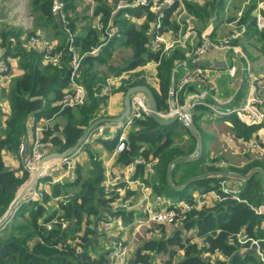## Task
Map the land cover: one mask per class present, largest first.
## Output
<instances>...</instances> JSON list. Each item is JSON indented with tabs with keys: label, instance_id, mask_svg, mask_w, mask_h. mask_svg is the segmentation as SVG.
<instances>
[{
	"label": "trees",
	"instance_id": "obj_1",
	"mask_svg": "<svg viewBox=\"0 0 264 264\" xmlns=\"http://www.w3.org/2000/svg\"><path fill=\"white\" fill-rule=\"evenodd\" d=\"M54 1L29 0L31 15L36 26H51L52 32L60 38V44L51 52V54H60L61 59L57 65L44 61V51L28 49L27 41L22 39L25 35L22 30L15 27L0 28V45L5 50V57L18 59L23 70V74L15 77L10 87L0 93V101L7 98L10 105L8 114H5L0 107V113L2 112L0 115V220L7 214L19 189L30 176L25 170L21 176L17 175V171L5 164L4 155L9 153L17 158L21 157L19 148L22 138L27 133L31 117H35L38 121L56 119L53 125L43 132V143L52 151L60 153L72 149L92 123L108 117L105 110L110 94L105 92L107 79L99 78L95 69L97 65L107 64L110 60L112 53L107 56L102 54L109 49L110 43L103 47L99 57H86L82 63L81 81L87 91L85 102L80 106L67 107L63 110L58 104L69 86L71 54L67 49V35L51 12ZM63 1L66 5L69 27L75 36L77 51L84 53L91 47L101 44L104 30L99 31L88 26L82 36L78 34L76 27L78 16H69L76 10L77 0ZM259 2L264 0H251L246 6L238 22L240 26L246 27V32L244 37L235 42L237 45L243 43L247 46L242 45L247 59L251 62L255 58L249 47L264 45V31L259 32L255 25V12ZM226 4L227 0H204L203 5L187 2L186 8L188 14L195 20L196 29L202 31L210 23L219 26L236 20L235 17L226 15ZM173 11L174 9L166 12L165 27H168ZM100 13H103L101 24L105 27L111 17V9L99 3L95 15ZM144 15H146L145 21L139 26L130 19L131 17L142 19ZM155 19L156 14L148 9L135 8L119 12L114 17V22L121 28L125 46L133 51V61L126 70H134L151 61L158 63L159 91L149 85L140 73L126 81L121 79V85L115 91H122L125 95L131 87L146 85L155 95L159 112H168L171 71L177 62L185 59V55L180 49L167 54L149 51L150 24ZM36 34L34 29L29 36ZM206 110L208 108L205 106H198L193 115V127L199 130L202 141L204 138L199 124ZM227 118L238 138L245 141L258 140V137H252L263 126L248 127L234 114ZM134 125L137 130L129 134L126 141L128 150L122 153L118 161L125 165L132 163L138 157L148 160L151 154L158 158L154 177L150 181L156 193L163 195L167 189L170 190V184L177 185L175 172L178 165H174L171 174L170 165L180 157L189 158L195 153L197 138L190 133L189 127L182 124L181 133L185 132L189 135V142L186 144L189 146L186 150V145H182L185 133L181 135L178 133L179 130L176 131L179 127L178 123L161 127L147 115L143 119H135ZM176 133L179 135V143L182 144H174L172 138H176ZM143 144L149 145V148H144ZM218 162L219 159H212V165L208 166L209 168L205 167L206 173L200 164L202 161L183 168L181 183L178 186L193 177L201 175L207 177L190 183L181 191H175L180 200H192L190 196L184 198L189 188L200 193L217 192L224 198L222 201H215L209 208L193 211L188 221L182 225L186 231L194 230L196 236L184 240L180 238L179 231L168 240L161 238L145 242L144 253L140 249L136 254V263L152 264L154 255L163 253L170 256L166 264H171L176 255V250L171 248L177 246L183 251V259L179 264H264L258 251L251 246V241L245 244L238 241L239 233H244L248 239L258 240L261 249L264 250L262 227L264 215L256 212L259 207L264 206V175L258 173L248 180L233 176L243 185L238 195L241 201L225 195L219 185L222 180H232L230 174L247 176L255 169L264 171V160L256 159L241 169L231 168L228 171L224 168H216ZM90 165L87 176L83 177L82 168L77 166L78 178L75 182L69 180L52 185L51 194L45 193L41 203H23L9 221L0 227V264H111L107 254L99 251V241L95 238L96 226L108 205L102 187L104 171L98 159L92 154ZM137 167L136 174H139L144 170L145 165L141 164ZM69 190H73L69 202L65 205L58 203V211L50 212L48 202L52 198L71 194ZM123 217L126 223L131 219V216L125 213ZM53 219H57V222L51 223ZM50 223L51 229L48 230L47 225ZM64 223L67 224L66 228L63 227ZM196 237L202 239V244L194 242ZM77 247H82L83 252L79 253ZM205 255L206 258L203 257ZM213 255L222 256L226 261L217 259L212 263L210 260Z\"/></svg>",
	"mask_w": 264,
	"mask_h": 264
},
{
	"label": "built area",
	"instance_id": "obj_2",
	"mask_svg": "<svg viewBox=\"0 0 264 264\" xmlns=\"http://www.w3.org/2000/svg\"><path fill=\"white\" fill-rule=\"evenodd\" d=\"M190 1L198 3L200 0H109V3L112 5L111 17L105 27L101 25L102 30H104L101 44L91 47L84 53H79L75 46V36L69 27L65 2L63 0H55L51 12L55 19L61 24L67 35V49L71 54L69 65V86L64 91L63 97L58 103L61 110L67 107H77L85 102L87 91L85 85L81 81L82 63L86 57H97L104 46L109 44L113 39L121 36V28L114 22V17L121 11L144 8L156 14L155 21L150 24L151 33L148 45L149 51L153 53L167 54L175 49H180L185 55V59L182 61H200V59L206 56L211 50L227 52L233 49L238 53H241L242 50L237 44H235V42L240 40L246 32V27L238 24L239 18L242 14L238 15V18L235 21L228 23L231 26H234L232 32L229 35L227 33L221 39H217L218 30L214 23L208 24L202 32L198 31L191 24V22L194 21V18L188 15L186 8L187 2ZM250 2L251 1L249 0L248 4ZM172 9H174L172 13L173 15L181 11L182 15H187L191 18V22L190 19H183L180 24L184 27V34L180 36L179 39L166 43L163 38L167 28L165 27L164 19L166 17V12ZM145 17L146 15L143 16V20H145ZM255 25L259 32L264 31V2L258 3L255 15ZM23 39L27 41L26 47L28 49L45 52L44 61L46 63L57 65L60 62V54H51L56 47L43 36L33 35L28 37V35H24ZM224 72H226L229 79L228 85H235L238 79V68L235 62V57L232 58L230 67L224 70ZM122 77L123 76L119 77L120 80ZM221 77L222 72L220 70L199 67L192 69L185 68V73L177 86L175 96L176 108L173 111L169 110L168 112H160L161 117L163 119H170L175 114H178L179 120L182 124L189 127L190 125H193V115L196 107L205 106L215 117L222 118L234 114L248 127H264L263 77L250 76L248 88L242 100L244 103L242 102L232 111L218 110L216 106L206 103L204 99L197 96H193L187 102H179L180 94H183L186 89L196 83H201L203 87H205L204 91L207 94L217 98L222 97L223 88L221 85ZM14 78L15 71L10 63V59L9 57H5V50L0 45V93L3 89H8L10 87V83ZM105 92H108L107 87L105 88ZM144 97L143 94L139 93L132 96L131 113L124 122L100 124L89 133L85 142L74 154L65 159L57 160L54 163H52L53 161L49 162L39 173L36 186L29 192V194L27 193L23 203H41L47 185L62 183L65 178H69L72 182H75L78 178L76 170L79 156L98 142H115L116 146L113 151V157L115 158H118L123 152L127 151L126 130L129 127L134 126L135 119H143L147 115L150 116V108ZM0 107L2 108L1 103ZM53 122L54 118L42 119L40 121L35 117L29 119L28 128L34 131L32 144L31 146L27 144L25 135L20 144L19 155L23 158L24 170L27 171L30 176L19 189L18 194L30 182L37 170L38 164L43 157L48 154V146L43 143V132L48 127H51ZM222 140H224L225 145L230 150L235 151L237 147L238 150H241V154L252 152L259 155L260 158L257 159L264 160V145L256 139L245 141L244 139L238 138L234 133H229L223 135ZM158 162V158L155 157H151L148 160L138 157L132 163L123 165V168H117L114 176L106 175V179L102 183L104 197L108 200V205L101 214L99 220L100 228H108L111 230L115 228L122 231L127 227L134 229L130 240L122 239L118 235L109 236L104 252L107 254L111 264H143L136 263L135 259L132 257V248L134 245H143L145 242L152 240L157 236L158 227L182 226L188 221L189 216L193 211L209 208L215 201H222L224 199L217 192H199L193 195L191 201L183 200L170 206H163V199L160 196H154L151 186H149L146 181L132 175L135 167L138 165L144 164V168L152 171ZM218 164H221L222 166L224 165L222 162ZM219 185L225 195L241 201L238 197L241 190L238 187L233 186L231 181L222 180L219 182ZM136 192L142 197L141 216L136 219L134 218V221L128 225L124 220L123 214L125 213L128 215L132 211L135 201L133 196ZM71 196L72 194H69L67 196L53 199L57 203L65 205L69 202ZM256 212L258 214H263V206L259 207ZM56 222L57 219L51 221V223ZM51 223L47 225L48 230L51 229ZM63 227L66 228L67 224L64 223ZM142 240L144 242H142ZM238 241L241 244L251 241V246H253L258 252L260 250L261 252H264V250L262 251L258 240L248 239L244 233H239ZM77 251L82 253L83 248L77 247ZM260 255L262 256V253H260Z\"/></svg>",
	"mask_w": 264,
	"mask_h": 264
},
{
	"label": "crops",
	"instance_id": "obj_3",
	"mask_svg": "<svg viewBox=\"0 0 264 264\" xmlns=\"http://www.w3.org/2000/svg\"><path fill=\"white\" fill-rule=\"evenodd\" d=\"M203 1L204 0H200V1H198V3L195 1H190V2L203 5L204 4ZM99 3H102L103 5H106L108 8L112 9V5L109 3V0H77L76 1V5H77L76 10L74 11V13L69 14V16H78V21L76 23V27H77L78 34H80L81 36L84 33V29L88 26H90L94 29H97L99 31L102 30V27H101L102 24H101L100 17H102L103 13L95 15L96 9L98 8ZM25 14L31 15V8H30L29 0H0V28L1 27H15L17 29L22 30L25 33V35L27 34L26 31H29L30 29H32V31H33L34 29H36V33L41 34L44 38L48 39L55 47H57L60 44V38L56 37L55 33L52 32L51 26H48V27L36 26L33 16H30L32 19L31 23L22 22L21 18ZM177 15L182 16V12L179 11V12H177V14L171 15L170 23H169L167 30L163 36L164 41L166 43L175 41V40L179 39L180 36H182L184 34V27L182 24L179 23ZM13 16H17V18L15 20L16 23L11 24V22L9 20H6V19H11ZM173 17H174V20H172ZM128 18H130V17H128ZM130 19L133 23L137 24L138 26L141 25L142 23H144V21H145V20H143V18L137 19V18L131 17ZM194 21H193V23H194ZM194 27L196 28V26H194ZM202 31H200V32H202ZM22 39H23V37H22ZM124 43H125V38L121 34L120 37L113 39L110 42V45L108 44L109 49L106 50L102 54L104 56H107L109 53H112V56H111V58L107 64L97 65L95 71L98 72L99 77L104 76V78L107 79L106 80L107 85H110V86L113 85V86H115V89H117L120 87L122 81L128 80L131 76L133 78L135 74L140 73L141 76L147 80V83L149 85H152L156 91H159V82H158V78H157L158 63L151 61V62L147 63L145 66L138 67L134 70H126L129 66V64L133 61L132 60L133 51L131 48H128L127 46H125ZM101 52H100V54H101ZM126 52L128 53V59L129 60L125 63L123 62V64H121V65H117L113 60L116 58V56L119 53L124 54ZM100 54L97 57H99ZM224 58H225V55L221 56L218 60H215V58L206 55L203 58H201L200 61H207V62L211 63V65L213 67H216L215 62H218V61L220 62ZM9 59H10L11 65L15 71V77L22 75L23 70L20 67L18 59H14L11 57H9ZM191 62H194V61H191ZM249 67H250V65H249ZM194 68H198V67H194ZM199 68H205V67H199ZM189 69H192V68H189ZM209 69H211V68H209ZM252 70H253V68L250 67L249 77L250 76L262 77L261 74L254 75ZM220 71L222 72L221 85L223 88V95H222L223 98L222 97H220V98L214 97V98L218 99L219 101L226 102V101H229V99H231L232 96L236 94V92L240 86L241 78L237 79L235 85H233V86L228 85L229 79H228V76L226 75V72H224V70H220ZM184 73H185V68H182L179 71L178 76L176 78L175 96H176V92H177L178 82L180 81V79L182 78ZM120 76H123L121 78L122 81H120V78H119ZM241 76H242V73H241ZM169 86H170V84H169ZM189 88L193 92L198 93V91H204L205 87H203V85L201 83H196L195 85H192ZM233 88H235L234 91L232 90ZM185 92L183 94H180V97H179L180 103L185 102V100H184ZM195 96L196 95H194V97ZM124 97H125V95L123 94V92L118 91V90L109 94L108 105H107V108L105 109L108 117H105V118L120 117L124 113V111H125ZM144 98H145L146 102L148 103L146 97H144ZM242 100L240 101L239 104H241L243 102ZM204 101L206 103H209L206 100H204ZM0 103L2 104L3 112L5 114H8L10 112V105H9L7 98H4L3 100H1ZM168 103H169V99H168ZM209 104H211V103H209ZM207 111H209V110H206L204 112V117L201 119V122L199 124L200 131L202 132V137L204 138L203 141H205V140L207 141V143H206L208 146L207 156H205L203 154V148H202V150H201L202 153H200V156L198 158L192 157L193 154L189 158H185V157L184 158L183 157L178 158L175 162L179 163L181 161V163H182V164H180L181 170L176 175L177 185L170 184V190L171 191L169 189H167L163 195H159L156 193V191H155L153 185H151V181H150L154 177L155 169L152 171H149L146 168H144L143 171H140L139 174H136L138 167H135L134 172L132 173V175L134 177L140 178V179L146 181L149 184V186H151V188L153 189L154 196H160L163 199V206H170L174 203L183 201V200H180L179 197H177L178 194L175 193V191H181L178 189L181 187H184V185L190 179L196 178V177L190 178L183 185L178 186L181 183V175H183L182 169L185 168L186 166L191 165L193 162H195V163L199 162L200 163L202 161V163H200V164H202V166L205 170L204 173H206L207 168H205V167L212 165V159H219L218 163H221V162L224 163L223 166L221 164L217 163L215 166L216 168L217 167L224 168V170H227V171H228V169H231V168L241 169L253 161V159L246 158L245 156H240V155L236 154V152L234 150L228 149V147L225 145L224 140L221 139L220 135L219 136L217 135L216 129L214 130V127H217L219 129H222L223 131H230L231 122L227 118L228 116L222 117V118H220V117L217 118L214 116L211 118L209 116L210 111L209 112H207ZM1 114H2V112L0 113V115ZM55 121H56V119H54V122ZM204 121H208V123H205ZM177 123H178V126L180 128L177 126L178 129L176 131L179 130L178 133H181L183 131L182 122L179 120ZM136 130H137V128L135 127V125L132 127H129L126 130L127 139H128L129 134L134 133ZM180 130H182V131H180ZM189 130H190V128H189ZM263 131H264V127L261 128L257 132V134L254 135V138L258 137L259 140L264 141V132ZM184 133L185 132L181 133V135ZM191 133H192V131H191ZM33 134H34V131L32 129L28 128L27 133H26V141H27V144L29 146H31V144H32ZM192 134L196 138L199 137L201 140V143H204L201 139V136L199 135V130H197L195 127H194V132ZM226 134H229V133H226ZM187 138H189V135L187 133H185L183 135L182 139H184V141H185V139L188 141H185L183 144L182 143H180V144L186 145L189 142V139H187ZM197 141H198V139H197ZM178 142H179V140H178ZM115 146H116V143L110 142V141H100V142L96 143L95 145L91 146L86 151L81 153V155L79 156V159H78L79 161H78L77 166L82 168V173H83V170H84V174L87 173L88 170L91 168L90 155L92 154L95 156L96 159H98V161L100 162V164L102 166V169L104 171V180L106 179V175L114 176L115 172L117 171V168H123V165H124L122 162L118 161L122 154L118 158L113 157V151L115 150ZM143 147L149 148V145L143 144ZM48 149H49L48 154L53 152L52 149H50V148H48ZM197 150H199V142L197 145ZM199 152H200V150H199ZM151 157H153L152 154L149 156L148 159H150ZM247 157H249V156H247ZM56 161L57 160L53 161L52 163H54ZM4 162L10 169L17 171V175L21 176L23 174L24 161H23L22 157L17 158L16 156H13L12 154L5 153ZM87 162H88V167L85 168L86 169L85 170L84 166L86 165ZM174 165L175 164H173L172 169H173ZM230 173H232V172H230ZM215 175H216V173H215ZM201 176H204V178L207 177V175H201ZM201 176H197V177H201ZM230 178L232 180H229V181L232 182L233 186L238 187L239 189L241 188V186H243L242 183H240L237 178H234V177H230ZM69 180L70 179L65 178L62 181V183L68 182ZM190 183H192V182H190ZM35 186H36V184H35ZM51 187H52V185H47L45 187V193L51 194ZM186 187H184V188H186ZM189 189H192V188H189ZM189 189H187V190H189ZM30 191L31 190H29V192ZM69 191L72 194L73 190H69ZM29 192H28V194H29ZM168 192H171L172 194H168ZM165 193H167V194H165ZM196 193H199V191L192 189L188 196L193 197V195ZM138 196H139V194L137 192L133 196L135 198V201L133 204L132 211L130 212V214H128V216H131V219L127 223L128 225H130L134 221V218L136 219V218H139L141 216V199L139 201H137L139 199ZM172 197H176L178 200H174V199H172ZM57 204L58 203L56 201H54L53 198L48 202V207L50 208L49 209L50 212L58 211L59 207ZM263 215H264V206H263ZM99 222H98V225L96 226V228L99 232V238H97V240L99 241V246H100V244H102V247L100 246V247H98V249H99V251H102L103 253L105 251V245H106V242H107L109 236L118 235L122 239L130 240L132 235H133V232H134L133 228L127 227L124 231L118 230L115 228L113 230L108 229V228L103 229V228H100ZM262 227L264 228V221L262 223ZM162 231H163V228L161 229V233H162ZM191 231L193 232V234H195L194 235V237H195L196 233L194 232V230H191ZM158 233H159V231L157 229V234ZM100 236L102 237L103 241H100V239H101ZM158 238L161 239V234H159ZM194 242L197 244H202V239H199L196 237V238H194ZM144 244L133 246L132 257H133V259H135V261H136V254L140 249L142 250V253H144V250H143ZM260 253H262V256L260 255ZM258 254L260 255V258L264 263V252H261V250H260L258 252ZM162 255H163V253L155 254L154 255L155 258L152 262L153 263H159V264H166V260L162 261V257H163ZM164 255H168V254H164ZM168 257H170V256L168 255ZM168 260H169V258L167 259V261Z\"/></svg>",
	"mask_w": 264,
	"mask_h": 264
},
{
	"label": "water",
	"instance_id": "obj_4",
	"mask_svg": "<svg viewBox=\"0 0 264 264\" xmlns=\"http://www.w3.org/2000/svg\"><path fill=\"white\" fill-rule=\"evenodd\" d=\"M233 57H237L241 62L242 76H241L240 86H239L236 94L233 95L232 98L229 99V101H226V102L219 101L218 99H215L214 97H212L211 95L207 94L204 91H198V93H195L192 90H190V88H188L186 90L185 95H184V100H185V102H187L194 95H196L197 97H200V98L208 101L209 103L213 104L214 106H216L222 110H230L232 108L237 107L239 105L240 101L244 98L246 91H247V88H248V81L250 78L249 77L250 67H249V62L247 60V57L232 49V50H229L226 52L225 58L222 61L215 62L216 67H213L211 65V63H209L207 61H194V62L179 61V62H177L174 65V67L171 71V75H170V86H169V89H170L169 90V108L170 109L169 110L173 111L176 108V104H175V83H176V78L178 76V73L182 68L205 67V68H211V69H216V70H226L230 67ZM137 93L143 94L146 97V99L148 101L149 108H150V117L159 126L168 127V126H171V125H173L179 121V115L178 114H175L170 119H163L161 117L155 95H154L153 91L148 86L139 85V86L131 87L130 89H128V91L125 94V97H124L125 111L120 117H109V118H101V119L96 120L94 123H92L85 130V133L82 135V137L80 138L78 143L72 149H70L69 151H67L65 153L53 151V152H51V153H49L43 157V159L38 164L37 170L35 171L30 182L20 191V193L17 195L16 199L11 204L7 214L0 220V227H2L4 224H6L8 219L12 215H14V213L17 211L19 206L23 203V201H24L27 193L29 192V190H32L34 188L35 184L38 182L39 173L43 170V168L49 162H52L55 160H62V159H65V158L71 156L72 154H74L78 150V148L85 142L89 133L92 132L100 124L124 122L130 116V113H131V98L134 94H137ZM189 128L193 133L194 132L193 125H190ZM197 139L199 142V150L201 152V147H202L201 140L199 137H197ZM173 164L170 166V169H169L170 174L172 171ZM258 173L264 175V171L262 169H255L247 176H239V175L230 174L229 177L235 176V177L240 178L242 180H248ZM203 178H204V176L190 179L184 185V187L188 186V184L190 182H193V181H196L199 179H203ZM184 187H181L178 190H182ZM263 188H264V184H263Z\"/></svg>",
	"mask_w": 264,
	"mask_h": 264
},
{
	"label": "rangeland",
	"instance_id": "obj_5",
	"mask_svg": "<svg viewBox=\"0 0 264 264\" xmlns=\"http://www.w3.org/2000/svg\"><path fill=\"white\" fill-rule=\"evenodd\" d=\"M248 1L249 0H227V4H226L227 13H226V15L229 16V17H233V18L235 17L237 19L238 18V15L242 14L244 12V10L246 9V6L248 5ZM236 14H237V16H236ZM30 16H32V15H27V14L23 15L22 18H21V21L22 22L31 23L32 22V19H31ZM16 18H17V16H13L11 19H6V20H9L11 22V24H12V23H16L15 22ZM177 18H178L179 23L182 22L183 19H185V20L186 19H190V22H191V18L189 16H187V15H182V16L177 15ZM172 20H174V17L172 18ZM191 24L193 26H195V24L193 22H191ZM215 25H216L217 30H218V34H217V37H216L217 39L223 38L227 33L229 35L232 32V30L234 29V26H231L228 23L227 24H220L219 26L217 24H215ZM31 32H32V29H30L29 31H26V33H27L26 35H28V37L33 36V35H30L29 36V34H31ZM36 35H41V34H38L37 33ZM242 37H244V35ZM242 45L245 46L243 43H242ZM242 45L239 44L238 47L242 50L241 51V54L245 55V53L243 51V46ZM245 47H247V46H245ZM249 50L252 52V55L255 58L254 61H252V62L247 59L248 62H249L250 67L253 68V70H252L253 74L254 75L261 74L262 77L264 78V45H260V47L259 46L258 47H249ZM225 53L226 52H223V51L211 50L207 55L215 58V60H218L221 56L225 55ZM128 60H129L128 59V53L126 52L124 54L123 53H119L113 61L117 65H121V64H123V62L125 63ZM235 62H236L237 68H238L237 77H238V79H240L241 78V73H242V65H241L240 60L237 57H235ZM103 77L104 76L99 77V78L102 79ZM104 87H106V86H104ZM107 89H108V92L107 93H110V94L113 93V92H115V90H116L115 89V86H113V85L107 86ZM234 89L235 88H233L232 90L234 91ZM207 112H209V111H207ZM209 116L212 118V117H214V114L212 112H209ZM217 118H219V117H217ZM204 122L205 123H208V121H204ZM215 129H216L217 135L218 136L220 135L221 139L223 138V135H225L226 133H230V134L234 133L232 127H231L230 131H223L222 129H219L217 127H214V130ZM189 131L191 133V130H189ZM176 135H177L176 138H172V140H173L174 144H180L178 142V140H179L178 139V136L179 135L177 133H176ZM252 138H254V136ZM187 139H189V138H187ZM185 141H188V140L185 139ZM185 141H184V139H182V143H184ZM258 141L262 145H264V141L259 140V139H258ZM203 142L204 143H201L202 144L201 150L203 148V154L205 156H207V151H208V146L206 144L207 141L205 140ZM197 143H198V141H197ZM188 146L189 145H186V148H185L186 150H187ZM240 151L241 150H238V148L236 147L235 152H236V154H238L240 156H245L246 158H250V159H253V160H256L257 158H260L259 155H256L255 153L248 152L247 154H245V153H242L241 154ZM200 153H202V151L199 152V150H197V151H195V153H193V156L192 157H197L198 158L200 156ZM247 156H249V157H247ZM88 162L84 166V169L88 167ZM193 163H195V162H193ZM196 163H199V162H196ZM174 164H177L178 165V167L176 169L177 171L175 170L176 171L175 173L177 175V173L181 170L180 164H182V163L179 164L178 162H175ZM83 175H84L83 177L87 176L88 175V172L84 174V170H83ZM169 182H171V180H169ZM191 190L192 189H189V190L186 191L184 198H186L189 195V193L191 192ZM165 194H167V193H165ZM168 194H172V193L171 192H168ZM138 197H139V199L138 200L136 199L137 201H139L142 198L140 195ZM172 199L178 200L176 197H172ZM157 229H158L159 233L152 240H154V239L159 240V238H158L159 234H161V238L162 239L164 238V239L168 240V239H171L172 237H174L179 231H180V235H179L180 238L181 239H184V240L185 239H188V238H191V237H194V235H195V234H193L192 231H186V230H184L183 226H180V225L164 227L162 233H161V229L162 228L158 227ZM82 233H83V231L81 232V234ZM95 238H99V232H98L97 228H96ZM100 238H101L100 241H103V239H102L101 236H100ZM142 242H144V241L142 240ZM100 246L102 247V244H100ZM172 249L176 250V255L173 257V259L171 261V264H179L182 261V259H183V251H181L177 246L172 247L171 250ZM162 256H163L162 257V261H165V260L167 261V259L169 258L168 255H164L163 254ZM203 257L206 258L207 256L205 255ZM217 259L218 260H221V261H226L225 258H223L222 256H217V255L211 256V260L210 261L212 263H215Z\"/></svg>",
	"mask_w": 264,
	"mask_h": 264
},
{
	"label": "bare ground",
	"instance_id": "obj_6",
	"mask_svg": "<svg viewBox=\"0 0 264 264\" xmlns=\"http://www.w3.org/2000/svg\"><path fill=\"white\" fill-rule=\"evenodd\" d=\"M244 103V102H243ZM218 110H221V111H232V110H234L235 108H232V109H230V110H222V109H220V108H218V107H216Z\"/></svg>",
	"mask_w": 264,
	"mask_h": 264
}]
</instances>
